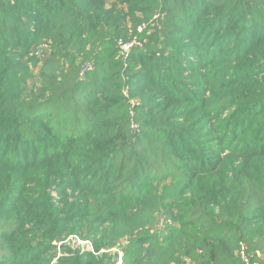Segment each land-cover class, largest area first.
<instances>
[{"label":"trees","instance_id":"1","mask_svg":"<svg viewBox=\"0 0 264 264\" xmlns=\"http://www.w3.org/2000/svg\"><path fill=\"white\" fill-rule=\"evenodd\" d=\"M122 239V264H264V0H0V264Z\"/></svg>","mask_w":264,"mask_h":264},{"label":"built area","instance_id":"2","mask_svg":"<svg viewBox=\"0 0 264 264\" xmlns=\"http://www.w3.org/2000/svg\"><path fill=\"white\" fill-rule=\"evenodd\" d=\"M143 24L138 26L137 27V32H140L143 28ZM134 45H137L136 41L135 40H130V41H119L118 42V50H119V54L120 55H126L128 53V51L134 46ZM75 237V239L77 240L78 243H84L85 245V250L88 252H92L94 255L96 254H101L102 252H105V251H100L99 253H95V251H93V245L92 243L90 244L89 242H86V241H83L81 239H79L78 237L76 236H73ZM74 241V240H73ZM72 241V243H73ZM126 243H124L123 241L115 248H112L110 249L109 251L107 252H115L117 254V261H116V264H122L123 263V259H122V250H121V247H123ZM78 245H82V244H77V247ZM60 246V244H58V247ZM88 247L91 248V250H88ZM82 253L84 252L83 250L81 251ZM239 254L240 256L243 258V264H249L248 262V259L246 258V256L244 255V249L241 248L240 251H239Z\"/></svg>","mask_w":264,"mask_h":264},{"label":"rangeland","instance_id":"3","mask_svg":"<svg viewBox=\"0 0 264 264\" xmlns=\"http://www.w3.org/2000/svg\"><path fill=\"white\" fill-rule=\"evenodd\" d=\"M184 76H187L186 74ZM51 195L56 199L58 200L59 198L56 196V194L54 192L51 193ZM74 235H70L66 238V240L62 243L63 245L66 246V248L69 250V249H75V250H80V251H84L83 253H90V254H93L92 252L90 251H86L85 250V245L84 243H78L77 240L75 239V237H73ZM74 240V241H73ZM73 241V243H72ZM83 241H86V242H89L88 240H83ZM123 241V239L121 240V242ZM120 242V243H121ZM90 243V242H89ZM77 244H82V245H78L77 247ZM91 244V243H90ZM88 250H91L90 247H88ZM93 251H94V247H93ZM62 253H64V250L60 249L59 247H57L56 249V255H61ZM94 255V254H93ZM100 254H96L95 256H99Z\"/></svg>","mask_w":264,"mask_h":264}]
</instances>
